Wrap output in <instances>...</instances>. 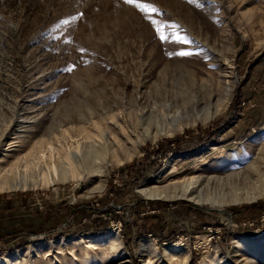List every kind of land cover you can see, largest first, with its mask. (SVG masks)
<instances>
[{"label":"rangeland","instance_id":"374dc122","mask_svg":"<svg viewBox=\"0 0 264 264\" xmlns=\"http://www.w3.org/2000/svg\"><path fill=\"white\" fill-rule=\"evenodd\" d=\"M4 176L0 264H264V0H0Z\"/></svg>","mask_w":264,"mask_h":264},{"label":"bare ground","instance_id":"6f19581e","mask_svg":"<svg viewBox=\"0 0 264 264\" xmlns=\"http://www.w3.org/2000/svg\"><path fill=\"white\" fill-rule=\"evenodd\" d=\"M39 158H37L36 162L34 163V167L39 168L40 165L44 166L43 169V173L47 175H49L48 179L52 181L53 179V175H55L56 172H58V168L60 165V160L64 163H70L71 157H69V155H64V158H62V154H58V152L54 153V148L52 145H48L47 147V153H40V155L38 156ZM66 161H65V160ZM75 170H73L74 172ZM42 173V174H43ZM72 173V172H71ZM53 176V177H52ZM8 183V179L6 176H4L3 178H0V187H6ZM183 197H185L188 201L198 204L200 201H198V199H195L194 196L192 197L191 195V186L190 184L186 185V187L183 189ZM147 198L150 199H161L163 198V195L160 194H156L154 196L148 194L146 196Z\"/></svg>","mask_w":264,"mask_h":264},{"label":"trees","instance_id":"16d2710c","mask_svg":"<svg viewBox=\"0 0 264 264\" xmlns=\"http://www.w3.org/2000/svg\"><path fill=\"white\" fill-rule=\"evenodd\" d=\"M212 125L214 126L213 131L218 132L220 130V125L218 123L214 122ZM169 141H171V140H169ZM169 149H172V148L170 147Z\"/></svg>","mask_w":264,"mask_h":264},{"label":"snow or ice","instance_id":"6c2138e0","mask_svg":"<svg viewBox=\"0 0 264 264\" xmlns=\"http://www.w3.org/2000/svg\"><path fill=\"white\" fill-rule=\"evenodd\" d=\"M126 2H128V3H133L134 0H126ZM152 11H155V9L153 8ZM62 23H67V21H62ZM161 39H164V37L161 36ZM181 54H184V53H181ZM66 70H67V71H71V69H66Z\"/></svg>","mask_w":264,"mask_h":264},{"label":"crops","instance_id":"0c3cea01","mask_svg":"<svg viewBox=\"0 0 264 264\" xmlns=\"http://www.w3.org/2000/svg\"><path fill=\"white\" fill-rule=\"evenodd\" d=\"M9 218H11V215L9 216ZM5 218L0 217V228L4 225H6V223L3 221ZM19 229H21V225H19Z\"/></svg>","mask_w":264,"mask_h":264},{"label":"water","instance_id":"95a60500","mask_svg":"<svg viewBox=\"0 0 264 264\" xmlns=\"http://www.w3.org/2000/svg\"><path fill=\"white\" fill-rule=\"evenodd\" d=\"M208 210H213V209H211V208H208Z\"/></svg>","mask_w":264,"mask_h":264}]
</instances>
